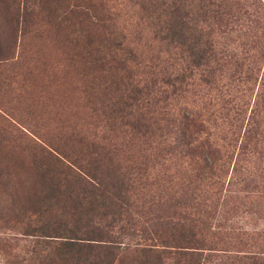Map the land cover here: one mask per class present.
<instances>
[{
    "label": "trees",
    "instance_id": "16d2710c",
    "mask_svg": "<svg viewBox=\"0 0 264 264\" xmlns=\"http://www.w3.org/2000/svg\"><path fill=\"white\" fill-rule=\"evenodd\" d=\"M55 1L61 21L70 27L63 41L73 45L87 65L84 69L93 73L95 109L106 129L120 123L139 136L159 138L176 126L180 138L202 151V185L216 184L224 147L221 143L218 149L204 131L206 124L217 125V117L210 109L195 110L185 93L198 85L234 84L223 106L231 103L226 109L240 115L255 63L263 55L253 51L264 37V0H130L135 26L144 31L132 38L122 24L119 0ZM26 2L20 21L30 18L37 6ZM240 17L251 36L249 48L238 50L224 38L228 25ZM260 85L255 97L263 92ZM250 131L247 141L253 137ZM230 137L229 143L234 139ZM26 148L35 206L17 207L10 219L21 233L54 238L56 243L46 242L49 248L42 258L20 264H120L124 254L138 264H205L201 250L210 249L204 239L205 212L149 230L134 220L136 176L146 172L141 164L121 165L102 142L82 135L69 137L68 144L37 137ZM123 235L129 240L119 250ZM233 261L264 264L260 256Z\"/></svg>",
    "mask_w": 264,
    "mask_h": 264
},
{
    "label": "rangeland",
    "instance_id": "374dc122",
    "mask_svg": "<svg viewBox=\"0 0 264 264\" xmlns=\"http://www.w3.org/2000/svg\"><path fill=\"white\" fill-rule=\"evenodd\" d=\"M23 1L0 0V264L29 263L42 258L47 243L55 245L54 238L21 233L10 218L17 207L35 206L33 183L26 171L29 141L38 137L68 144L75 135L102 142L121 165L145 167L146 172L136 176L131 209L139 227L165 226L202 211L208 216L204 239L210 248L201 250L205 264H249L233 261L246 255L264 261V37L253 51L255 56L259 51L263 55L255 63L250 94L240 115L227 110L231 103L223 106V100L234 93V84L198 85L185 93L195 110L210 109L216 115L217 125L206 124L204 135L218 149L221 143L224 147L217 162L222 165L221 174L216 184L205 187L200 174L202 151L191 146L190 139L180 138L176 126L166 128L159 138L139 136L120 123L106 129L95 109L93 73L84 69L87 65L73 45L63 41L70 27L61 21L56 1L27 0L28 6H37L30 18L20 21ZM119 1L128 36L144 32L135 26L130 0ZM226 30L228 47L249 48L251 30L246 19L240 17ZM261 83L263 92L255 97ZM248 128L253 129L249 141ZM230 135L231 143L227 142ZM128 240L120 237L119 250ZM121 258L120 264H138L129 262L128 254Z\"/></svg>",
    "mask_w": 264,
    "mask_h": 264
}]
</instances>
